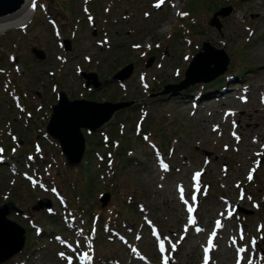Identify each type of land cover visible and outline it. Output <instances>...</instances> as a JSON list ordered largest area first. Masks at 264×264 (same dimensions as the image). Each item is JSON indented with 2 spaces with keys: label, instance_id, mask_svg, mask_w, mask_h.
Here are the masks:
<instances>
[{
  "label": "rangeland",
  "instance_id": "obj_1",
  "mask_svg": "<svg viewBox=\"0 0 264 264\" xmlns=\"http://www.w3.org/2000/svg\"><path fill=\"white\" fill-rule=\"evenodd\" d=\"M159 1L36 0L26 26L0 35V205L16 202L7 216L26 230L4 264H264V112L241 115L264 101V0ZM204 43L230 56L228 74L164 92ZM129 63L127 79L112 78ZM60 89L131 103L83 130L76 166L44 129Z\"/></svg>",
  "mask_w": 264,
  "mask_h": 264
},
{
  "label": "water",
  "instance_id": "obj_2",
  "mask_svg": "<svg viewBox=\"0 0 264 264\" xmlns=\"http://www.w3.org/2000/svg\"><path fill=\"white\" fill-rule=\"evenodd\" d=\"M23 4L24 0H0V17L16 12ZM210 24L220 28L219 23L213 21ZM64 47L65 49H70V43L67 39L64 40ZM202 49L203 51H199L189 63L185 71V79L179 84L167 85L164 92L172 87L185 88L196 82L211 81L224 73L229 62L225 51L217 49L208 43H204ZM31 50L37 58H44L45 53L43 51L36 48ZM209 58L215 60L216 69L210 68L211 61L208 60ZM151 61L152 58L149 59L147 64H150ZM133 68L132 63L125 65L113 75V79L121 81L127 79L131 75ZM202 71H205L206 75H204V72L203 77L200 76L197 79L190 80V76ZM81 75L86 79V86L93 85L95 88L100 86L96 73L82 72ZM130 104L129 101L96 102L87 99H69L63 91H59L57 103L52 105V113L45 129L58 140L68 165L75 166L80 163L85 150V137L81 129H97L109 122L117 110ZM109 199L110 194L108 192L104 193L100 198L102 206H105ZM43 207H51L50 201H38L37 205L32 208L39 210ZM14 209H16V204L12 201L0 205V264L22 250L24 245L25 229L7 218L8 213Z\"/></svg>",
  "mask_w": 264,
  "mask_h": 264
},
{
  "label": "bare ground",
  "instance_id": "obj_3",
  "mask_svg": "<svg viewBox=\"0 0 264 264\" xmlns=\"http://www.w3.org/2000/svg\"><path fill=\"white\" fill-rule=\"evenodd\" d=\"M158 3H160V1ZM160 4L162 5V3H160ZM32 5H33V0H24V4L19 10H17L16 12H14L12 14L0 17V35L5 33L8 30L17 29V28L26 26L34 16V9H33ZM173 6L175 7V6H177V4L174 3ZM172 12H176V10H174ZM159 31H161V29H159ZM208 60L211 61L210 68L216 69L217 64H216L215 60L211 59V58H209ZM241 89H242V87L235 85L231 88V92L236 91V90H241ZM223 93L224 92H219L218 94H214V99L227 97V93H224V94ZM260 103H261V106L252 107L251 109H242L241 115L248 116L249 121L254 119L255 116H258V112L260 111L259 108H263L262 111L264 112V101H262ZM197 104L201 105L202 104L201 100H197ZM207 104L209 105L210 102L208 101ZM254 113L256 115H253ZM250 131L252 132L254 130L251 129ZM252 135L254 136V139H257L258 134L255 135V133H254ZM249 159L252 160L253 157L250 156ZM212 224H214V223H212ZM200 229H201L200 231H196V234L200 233L201 231H205L204 226H203V228H200ZM207 232H208L207 235L209 236L208 240L209 241L211 240V243H212V241L214 240V237L218 236V234L216 233V230H212V229H209ZM238 258L240 260L242 259V257H238Z\"/></svg>",
  "mask_w": 264,
  "mask_h": 264
},
{
  "label": "snow or ice",
  "instance_id": "obj_4",
  "mask_svg": "<svg viewBox=\"0 0 264 264\" xmlns=\"http://www.w3.org/2000/svg\"><path fill=\"white\" fill-rule=\"evenodd\" d=\"M160 3H163V0H160ZM160 3H158L157 5H156V7H159L160 6ZM32 7H33V9H35V7H36V3H35V0H33V5H32ZM147 15V14H146ZM138 47V46H137ZM0 151H2V150H0ZM165 168H166V166H165ZM199 175V173H197V176ZM249 179H251V175L249 176ZM217 226H219V221L217 222ZM252 243H253V245H255V241L253 240L252 241ZM209 244H211V240L209 241ZM161 251H163L164 249H163V245L161 244ZM240 252H245L246 250L245 249H243V248H241L240 250H239ZM62 258L64 257V253H60L59 254ZM69 264H71V261H69ZM165 264H167V260H165ZM238 264H239V260H238ZM248 264H253V261L251 260V259H249L248 260Z\"/></svg>",
  "mask_w": 264,
  "mask_h": 264
}]
</instances>
